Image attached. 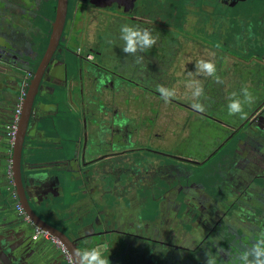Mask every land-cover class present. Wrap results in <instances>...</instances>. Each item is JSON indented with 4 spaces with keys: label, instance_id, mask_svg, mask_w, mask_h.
I'll return each instance as SVG.
<instances>
[{
    "label": "flooded vegetation",
    "instance_id": "obj_1",
    "mask_svg": "<svg viewBox=\"0 0 264 264\" xmlns=\"http://www.w3.org/2000/svg\"><path fill=\"white\" fill-rule=\"evenodd\" d=\"M56 5L0 0V264H78L76 250L97 246L109 264H205L222 239L233 243L216 264H239L264 232V0H68L39 68ZM125 23L156 43L124 53ZM200 59L222 83L196 72ZM158 85L175 91L169 102ZM242 87L255 97L243 120L227 114ZM120 89L125 134L114 133ZM62 118L78 129L53 131Z\"/></svg>",
    "mask_w": 264,
    "mask_h": 264
},
{
    "label": "clouds",
    "instance_id": "obj_2",
    "mask_svg": "<svg viewBox=\"0 0 264 264\" xmlns=\"http://www.w3.org/2000/svg\"><path fill=\"white\" fill-rule=\"evenodd\" d=\"M119 38L124 42L122 51L133 56L138 52L151 48L156 43V37L147 28H140L127 23L120 26ZM195 70L198 74L213 77L217 83H222V80L216 74V65L211 60H198L195 64ZM186 87L191 91V96L195 101L191 107L198 112H204L205 107L200 102V98L204 95L203 85L198 80L193 79L186 82ZM157 91L166 103L175 95L173 89L163 85H158ZM254 101L255 97L251 91L247 87H242L239 95L236 92L230 94L227 114L229 116L238 115L241 120L246 119L247 112L244 111V107L245 105H251ZM127 123L126 119L121 120L118 122V126L123 127ZM75 258L78 264H109V258L104 256L99 246L76 250ZM235 260L239 261V264H264V232L258 234V238L254 240L250 248L245 247L243 250H239ZM205 264H216L215 258L207 257Z\"/></svg>",
    "mask_w": 264,
    "mask_h": 264
},
{
    "label": "water",
    "instance_id": "obj_3",
    "mask_svg": "<svg viewBox=\"0 0 264 264\" xmlns=\"http://www.w3.org/2000/svg\"><path fill=\"white\" fill-rule=\"evenodd\" d=\"M67 4H68V0H57L56 14L54 17L52 29H51L49 37H48V43H47L46 49L43 53V56L41 58L39 66H38L39 68L43 63L46 62V64H45V66H46L47 63L50 62V60L52 58V54L57 49L58 43H59L60 38H61L63 26H64ZM62 62H63V65L66 64L65 61H62ZM40 81H41V76L38 78L37 83H36V81H34V86L36 84L35 87H38ZM33 98H34V94H31V100ZM31 105H32V103H31ZM31 105L29 106V110L26 113V117L24 120L25 126H26L28 119H29ZM24 128L25 127L22 128V131L24 130ZM20 157H21V149L19 150V148H18L17 157L15 159L16 162H14V167H15V170L18 172V174H20ZM17 181L21 187V179L18 176H17ZM43 229H45V228H43Z\"/></svg>",
    "mask_w": 264,
    "mask_h": 264
},
{
    "label": "rangeland",
    "instance_id": "obj_4",
    "mask_svg": "<svg viewBox=\"0 0 264 264\" xmlns=\"http://www.w3.org/2000/svg\"><path fill=\"white\" fill-rule=\"evenodd\" d=\"M71 7L73 8V5ZM70 10H71V8H70ZM70 14H71V11H70ZM70 45H71L70 47H73L72 44H70ZM115 87H119V86H115ZM114 94H115V97L117 98L114 101L115 105H116L115 108L118 110V112L122 110V112L125 113L123 118L120 117V118H117L116 120H114V130H122V131H114V133L121 134L123 132V134H125L126 131L129 130V123L124 125L123 127H119L118 126V122L121 121V120H125V119L127 120L128 119L129 110H127V108H128L127 107V105H128L127 100H128V97L130 95H129L128 91H126L125 89H120L118 91L114 90ZM120 100H122L124 105H121L119 103ZM137 101H138L139 104H144L145 103V99L137 98ZM131 102H129V104ZM144 107H145V105H144ZM144 107H143V109H144ZM74 124L76 125V123H73L71 125V129H73ZM74 129H76V128H74ZM218 158L219 157L217 155H214L211 159L208 160V162H216V161H218ZM197 168H199V167H197ZM229 240L230 239H227V240L222 239L220 243H218L216 241L210 242V244H208L210 246V253H211V254L209 253V257H214L215 261H216V257L221 258L222 257L221 254L224 253V250L226 248H228V250H229V246L231 245V243H233V241H230L229 243H226ZM187 256H192V253H190V251H188V255Z\"/></svg>",
    "mask_w": 264,
    "mask_h": 264
},
{
    "label": "built area",
    "instance_id": "obj_5",
    "mask_svg": "<svg viewBox=\"0 0 264 264\" xmlns=\"http://www.w3.org/2000/svg\"><path fill=\"white\" fill-rule=\"evenodd\" d=\"M86 58L89 60H92L93 59V53L88 52L86 55ZM21 102H22V98H20L19 101L17 102L15 109H14V117L11 120L10 125L8 126V135L11 139L14 138V131H15L16 126H17L18 121H19Z\"/></svg>",
    "mask_w": 264,
    "mask_h": 264
},
{
    "label": "crops",
    "instance_id": "obj_6",
    "mask_svg": "<svg viewBox=\"0 0 264 264\" xmlns=\"http://www.w3.org/2000/svg\"><path fill=\"white\" fill-rule=\"evenodd\" d=\"M120 104H121V102H120ZM71 125L72 124H68V122L64 118H62L57 123V125L53 126L52 130L57 132V133H61L63 135L68 130H76V129H78V125L77 124L76 125L74 124L73 129H71ZM74 128H76V129H74ZM114 131H122V130H114Z\"/></svg>",
    "mask_w": 264,
    "mask_h": 264
},
{
    "label": "bare ground",
    "instance_id": "obj_7",
    "mask_svg": "<svg viewBox=\"0 0 264 264\" xmlns=\"http://www.w3.org/2000/svg\"><path fill=\"white\" fill-rule=\"evenodd\" d=\"M93 59H94V58H93ZM93 59H92V60H93ZM14 108H15V107H14ZM29 122H30V121H29ZM11 140H12V139H11ZM57 243H58V242H57Z\"/></svg>",
    "mask_w": 264,
    "mask_h": 264
}]
</instances>
